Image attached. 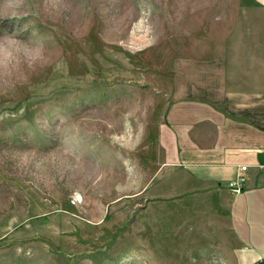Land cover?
I'll list each match as a JSON object with an SVG mask.
<instances>
[{
  "label": "rangeland",
  "instance_id": "1",
  "mask_svg": "<svg viewBox=\"0 0 264 264\" xmlns=\"http://www.w3.org/2000/svg\"><path fill=\"white\" fill-rule=\"evenodd\" d=\"M253 2L0 0V264H224L138 200L168 104L264 47Z\"/></svg>",
  "mask_w": 264,
  "mask_h": 264
},
{
  "label": "crops",
  "instance_id": "2",
  "mask_svg": "<svg viewBox=\"0 0 264 264\" xmlns=\"http://www.w3.org/2000/svg\"><path fill=\"white\" fill-rule=\"evenodd\" d=\"M253 3L264 9V0ZM253 56L264 58V47L215 52L204 92L168 104L158 162L138 200L146 214L190 217L201 258L212 247L224 264H264V61L253 79ZM239 176L235 193L229 184Z\"/></svg>",
  "mask_w": 264,
  "mask_h": 264
},
{
  "label": "built area",
  "instance_id": "3",
  "mask_svg": "<svg viewBox=\"0 0 264 264\" xmlns=\"http://www.w3.org/2000/svg\"><path fill=\"white\" fill-rule=\"evenodd\" d=\"M245 170H246V166H243V167L241 168V171H245ZM241 180H242V177L239 176L237 180H235V181H233V182H231V183L229 184V187H230L231 189H233V191H234L235 193H239L240 190H241V187H242Z\"/></svg>",
  "mask_w": 264,
  "mask_h": 264
},
{
  "label": "clouds",
  "instance_id": "4",
  "mask_svg": "<svg viewBox=\"0 0 264 264\" xmlns=\"http://www.w3.org/2000/svg\"><path fill=\"white\" fill-rule=\"evenodd\" d=\"M35 52L38 54L39 53V49H36Z\"/></svg>",
  "mask_w": 264,
  "mask_h": 264
}]
</instances>
